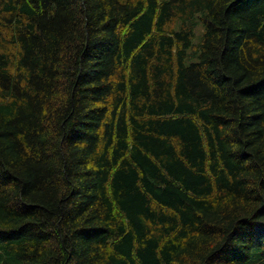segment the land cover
I'll return each mask as SVG.
<instances>
[{
	"label": "trees",
	"instance_id": "1",
	"mask_svg": "<svg viewBox=\"0 0 264 264\" xmlns=\"http://www.w3.org/2000/svg\"><path fill=\"white\" fill-rule=\"evenodd\" d=\"M0 264H264V0H0Z\"/></svg>",
	"mask_w": 264,
	"mask_h": 264
},
{
	"label": "rangeland",
	"instance_id": "2",
	"mask_svg": "<svg viewBox=\"0 0 264 264\" xmlns=\"http://www.w3.org/2000/svg\"><path fill=\"white\" fill-rule=\"evenodd\" d=\"M202 32H203V29L201 28L200 25H198V29L196 28V31H195L196 36L193 39V44H198L199 43V40H200L199 36L202 34ZM191 62H193V61H190V60L186 61L187 64H189Z\"/></svg>",
	"mask_w": 264,
	"mask_h": 264
}]
</instances>
